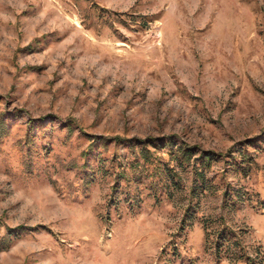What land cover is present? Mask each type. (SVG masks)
Returning <instances> with one entry per match:
<instances>
[{
    "label": "rangeland",
    "instance_id": "374dc122",
    "mask_svg": "<svg viewBox=\"0 0 264 264\" xmlns=\"http://www.w3.org/2000/svg\"><path fill=\"white\" fill-rule=\"evenodd\" d=\"M0 121V264H264V0H0Z\"/></svg>",
    "mask_w": 264,
    "mask_h": 264
},
{
    "label": "trees",
    "instance_id": "16d2710c",
    "mask_svg": "<svg viewBox=\"0 0 264 264\" xmlns=\"http://www.w3.org/2000/svg\"><path fill=\"white\" fill-rule=\"evenodd\" d=\"M2 129H4V125L3 122L0 121V130L2 131ZM91 139L92 143H99L100 146L104 147L107 146V141H113L118 144L127 143L131 154L136 157L134 162L129 165V169H135V172L137 173H139L138 169L140 167H145L147 165L149 166L156 159H158L157 164L161 165L162 160L159 157L153 158V154L160 153L169 156L171 162L174 163L173 167L169 168L167 163L162 164L165 175L163 179L166 180V184L161 186V190L163 192L162 194L166 198H170L174 191H178L180 189L179 180H181V177L176 170L177 168L191 169V173L194 176L193 186L190 189L192 198L198 197V191H201L202 193L207 190V187L205 186L207 183L206 173L211 169L215 161L214 155L210 152L200 151L196 146H191L184 143H176L171 138H164L159 143H156V140L151 138H147L146 140H128L119 136L113 137L110 140L103 137L93 138L92 136ZM151 149H153V151ZM252 162V158H250L246 153L242 152L239 166L235 165L237 171H239L242 176H247ZM245 163H247V165L243 166ZM124 174L125 172H122L119 178L122 179ZM141 181L142 178L139 176L137 183H141ZM156 194L157 192H155V197ZM223 195L228 198L230 193L223 192ZM234 195L235 197H239L240 194L235 192ZM137 201H139L138 197ZM185 220L186 219H184L183 222H185ZM19 229L21 232L24 230L23 227H18L17 230ZM13 232L14 231L12 229H8V236L12 235ZM219 238L220 240L218 243H221L220 241H223L224 237L220 236ZM218 243L216 246L220 247V244ZM246 264H249V262L247 261Z\"/></svg>",
    "mask_w": 264,
    "mask_h": 264
}]
</instances>
